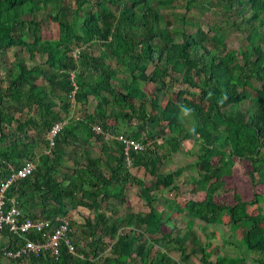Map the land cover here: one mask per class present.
<instances>
[{"label":"trees","instance_id":"1","mask_svg":"<svg viewBox=\"0 0 264 264\" xmlns=\"http://www.w3.org/2000/svg\"><path fill=\"white\" fill-rule=\"evenodd\" d=\"M173 1L0 0V63L11 47L42 46L44 19L50 18L60 29V44L48 54V69L21 61L5 76L0 74V182L9 179V165L19 168L26 160L37 164L32 176L8 189L6 209L15 201L21 221L49 220L53 228L58 225L56 217H67L70 210L81 207L95 212L79 227L89 240L84 248L76 242L75 223L70 221L69 237L76 255L63 248L59 259L42 252L14 262L176 264L171 258L175 251L181 252L183 262L189 261L185 244L192 236L202 252L200 264H213L206 247L198 246L202 241L189 231L196 223L207 224L206 230L228 211L231 224L248 221L252 224L249 235L261 236L247 247L256 263L264 264L260 226L264 214L254 217L247 212L248 206L259 204L258 195L249 202L236 197L232 204L218 197L226 188L224 178L233 170L235 157L251 158L255 164L249 172L251 185L264 184V0H216L238 18L227 24L245 35L247 44L239 50L228 43L226 22H215L207 14L190 22V28L175 29L173 15L166 18L156 7V3L168 7ZM185 3L188 10L212 4L211 0ZM102 51L115 57L118 67L108 64L99 55ZM119 76L126 79L125 89L113 86ZM148 84L155 87L150 101L144 98ZM195 92L209 104V110L193 101ZM91 98L96 102L94 112L71 119L73 105L86 106ZM59 122L64 126L50 147L47 135ZM123 126L124 133L118 132ZM31 131L35 132L32 136ZM108 135H123L145 146L141 153L131 154V162L150 180L132 174L123 146L107 139ZM168 136L182 143L192 141L195 147L188 154H196V160L164 173L161 168L173 154L186 153L173 149L165 139ZM40 146L43 152L36 157ZM49 149L50 155L44 152ZM96 149L100 151L97 157ZM188 172H196L197 180L209 185L205 199L186 204L191 220L185 237H174L173 229L163 234L162 228L173 219L168 215L164 220L163 213L159 214L153 206L154 194L162 189L179 191L177 180ZM135 186L141 189L149 212L128 211L116 218L126 189ZM131 225L136 232L129 235L124 230ZM6 234L10 238L7 249L15 251L25 244L8 230ZM143 234L162 235L145 239ZM41 238L38 233L30 236L35 241ZM196 254L193 249L192 255ZM215 264L244 262L218 259Z\"/></svg>","mask_w":264,"mask_h":264},{"label":"rangeland","instance_id":"2","mask_svg":"<svg viewBox=\"0 0 264 264\" xmlns=\"http://www.w3.org/2000/svg\"><path fill=\"white\" fill-rule=\"evenodd\" d=\"M68 1H72V0H68ZM93 1L96 2L97 0H93ZM185 1L186 0H174L171 3V5L168 7H159L158 4L156 3V7L162 12V14L166 15V18H169L168 14L173 15L172 21L176 25V27L174 26L175 29L190 28L191 27L190 22H193V21L195 22L199 20L204 14H207L211 18V20L213 21L215 20V22L218 20L219 21L222 20L223 23L226 22V24H224L223 26L228 30V35H229L228 43L234 50H239L247 44L245 40V35L242 34L240 31L236 32L235 30H232L230 28V24H227V20L230 21V23H232L231 21L234 22V20L238 18H233L230 15V11L226 7L219 6L218 4H216V0H211L212 4H202L201 3L198 7H194L191 10L187 9L186 7L187 5ZM72 4L74 3L72 2ZM223 12L227 13V15H224ZM182 14H184L183 17L185 16V19H183V17L177 16V15H182ZM184 20L188 22L187 25H184L183 23ZM169 30L171 31V29ZM40 33H41V39L43 41L42 46L31 47L28 49H21L19 47H11L7 49L5 53L4 62L0 63L1 76H5L8 73V71L14 69L15 63L16 64L20 63L21 65L22 63L21 61H24V64L29 67L35 66V65H42L44 69H48V66L46 63L48 59V54L52 53L55 47H57L60 44L59 43L60 29L57 23L53 22L50 18H47L41 22ZM99 55H101L108 64L110 63L112 66L118 67V62L115 59V57L109 55L105 51L99 52ZM25 65H22V66H25ZM112 83L114 87L120 90L125 89L127 87L126 79L123 76H119L118 78H115L112 81ZM154 89L155 87L152 84H148L144 87V91L146 92L144 93L145 95L144 98L146 101H150V96L152 95ZM194 95L195 96L193 97V101L197 105H199L201 108L205 110H209V104L204 102L202 98L196 92L194 93ZM167 99H164V101L162 102L164 103L163 106L166 104L165 102ZM73 107H74V112L71 115V119L81 118V117H84L86 114L94 112L95 107H96V102L93 100V98H91L88 105L86 106L73 105ZM148 108H149V105H148ZM188 125L189 124L187 123L186 126L188 127ZM125 127L126 126L120 127L118 129V132L124 133V131L126 130ZM223 129L228 130L226 126H224ZM165 139L167 143L172 146L173 149L175 148L178 150L186 151V153L181 154L180 152L177 155L173 154L172 160H170L166 166L161 168L162 172L167 173L168 171H176L180 167L184 166L187 163V161L190 163L196 160L194 158L195 157L194 155L196 154H193V155L188 154V151H190L191 149L195 147L192 141L188 140L187 142L182 143V142L177 141L176 138L173 136H168ZM40 148L42 147L40 146ZM38 154H40V152H38ZM99 155H100V151L96 149L94 151V156L97 157ZM233 161H234L235 167L230 172V174L226 175V177L224 178L226 181V188L218 196L221 198L219 199V201L225 204L234 203V199L236 198V195H238L239 190L242 191V195L248 196V197L252 196V192L254 190L255 191L257 189L264 190V185L257 186V187H254L253 185H251L249 172L252 169V167H254L255 165V164H252L251 158L240 160V158L235 157L233 158ZM130 166H132V162ZM131 172L134 176L139 177L141 179L145 178L147 181L151 179V177L145 174V171L142 168H136L134 166V168L133 167L131 168ZM197 179L198 178H197L196 172L185 173L177 180L176 184L179 186V191L171 192V191L162 189L154 194L153 206L157 208V211H159V214L163 213L164 220H166L167 217H169L168 215H171L173 219L171 223L168 222L169 224L165 225L162 228L163 234H170L171 230L173 229L172 231H173L174 237H178V236L185 237L186 232L189 231L188 226H189V221L191 219H190V216L188 215V212L185 209V206L189 201H202L207 193L208 186H209L208 184L198 181ZM126 190H127L126 191L127 195H126V198L124 199V204L120 207V210L118 211V213L115 214V217L116 218L124 217L125 212H128V211L135 213L136 215L147 214L149 212V208L146 205V200L140 194L141 189L135 186L133 188H127ZM260 210L261 212H264L262 211V209ZM90 215L94 216L95 212L93 213L91 211H88L80 207L76 210H70L68 216L66 217L70 219L72 223H75V225L73 226V231L76 232V236H77L76 242L77 243L80 242L81 248L82 247L84 248L85 243H87L89 240H87V238L82 234L79 227L84 224L85 218ZM226 223L228 224L222 225V226H227L228 228H230L229 222L226 221ZM204 225L205 224L203 223H199V224L196 223L195 227L194 228L192 227V229H190L189 231L197 235L199 239H201L202 243L199 241L200 244H198V246L200 245L205 246V243L203 242H205L206 235L208 236L210 232L209 228H207L206 230L204 229V227L205 228L207 227V224L206 226ZM198 226H201L203 229L198 228ZM220 227H217L219 228L217 229L218 231H221ZM233 229L238 230L237 228H233ZM124 232L129 235L133 234L134 232H136L135 225H131L126 230H124ZM221 234L226 235V233L225 232L222 233V231H221ZM161 235L155 234L151 236V235L143 234L142 236H144L145 239L149 237H152L155 239L159 237L161 238ZM190 238L191 239L187 240V243L185 244L187 254H190V249L196 248V245L192 242L193 237L191 236ZM247 249L249 248L247 247ZM156 250L157 249L155 248L154 252H156ZM106 255H109V252ZM172 256L175 259V261H177L176 264H189L190 262V261L183 262L180 251L179 252L175 251L172 254ZM2 257L5 258V256H1L0 258ZM193 259L192 261H198L197 258H195V260ZM5 262L10 264L8 260H6ZM102 263H103L102 261L101 262L96 261V264H102Z\"/></svg>","mask_w":264,"mask_h":264},{"label":"built area","instance_id":"3","mask_svg":"<svg viewBox=\"0 0 264 264\" xmlns=\"http://www.w3.org/2000/svg\"><path fill=\"white\" fill-rule=\"evenodd\" d=\"M74 99V94L72 96ZM64 126L63 122L56 123L47 135L50 142V147L55 145V138ZM99 128H95V132L99 133ZM118 141L124 148V154L128 165H131V154L141 153L145 146L140 142L129 139L123 135L107 136V139ZM50 155V149L46 151ZM37 164L33 161H26L21 167L10 166L11 175L7 181L0 182V233L6 232L18 237L24 241V245L12 251L3 249L2 254L10 259H19L23 257L39 256L42 252H49L50 256L59 259L61 250L66 248L69 253L76 255L77 251L73 241L69 237L71 232L70 220L66 217L57 216V226L53 228L52 222L49 220H31L21 221V210L17 203L12 201V206L6 209V192L16 182L27 179L36 171ZM41 234L42 238L39 241L30 239L32 234Z\"/></svg>","mask_w":264,"mask_h":264},{"label":"crops","instance_id":"4","mask_svg":"<svg viewBox=\"0 0 264 264\" xmlns=\"http://www.w3.org/2000/svg\"><path fill=\"white\" fill-rule=\"evenodd\" d=\"M33 134H35V132L31 131L29 133L30 136H32ZM38 152H40V154H38ZM42 152H43L42 148H37L34 152L35 153L34 155L38 157L41 155ZM26 161H29V160H26ZM10 166L11 165H9V167ZM255 195H258L257 199H258L259 204L248 206L247 212L251 216L257 217L259 214H264V212H261L260 210L262 209V211H264V190L262 189H257L256 191L254 190L252 192L251 197L242 195V191L239 190L238 195H236V197L238 199H242L245 202H249L255 199ZM204 199L202 201H204ZM219 199L221 198L219 197ZM202 201H197V202H202ZM226 221L229 222L230 228H228L227 226H222V225L228 224L226 223ZM216 226L217 227L221 226L220 228H221L222 233L225 232L226 235H222L221 231H218L217 229L219 228H217ZM260 226H261V229L264 230V215H263V221L261 222ZM233 228H237L238 230H235ZM251 228H252V224L248 221H242L237 225L231 224L230 223V213L228 211L223 212L220 215L219 220L215 224L209 227L210 229L209 233L212 234V236L206 235L205 242H203L205 243L206 254L210 255L209 261L215 264L218 261V259H227V260H242L244 264H257L256 261L254 260V256L252 255L251 250L247 249L246 246H247V243H252V244L257 243L261 236L258 234L249 235V231ZM9 239L10 238L7 236L6 232L0 233V252H2L3 249L9 247ZM156 249H159V248L156 247ZM193 249L196 250V253H197L196 255H192ZM161 250L163 254L166 251L164 247H162ZM190 255L191 256L189 258V261H190L189 264H200L201 263L202 252L200 251V248L197 247V245H196V248L190 249ZM6 258L7 257L0 258V264H9L5 262L6 260H8L10 264H23V263L24 264H35L27 260H25L24 262L18 263V262H14L13 259H10V258L6 259ZM171 258L175 263L177 262L173 258L172 254H171ZM195 258H197L198 261H192V259L195 260Z\"/></svg>","mask_w":264,"mask_h":264},{"label":"clouds","instance_id":"5","mask_svg":"<svg viewBox=\"0 0 264 264\" xmlns=\"http://www.w3.org/2000/svg\"><path fill=\"white\" fill-rule=\"evenodd\" d=\"M128 164V163H127ZM132 166H133V162H132ZM132 166H130L132 168Z\"/></svg>","mask_w":264,"mask_h":264}]
</instances>
